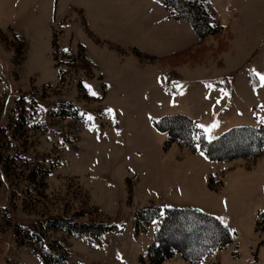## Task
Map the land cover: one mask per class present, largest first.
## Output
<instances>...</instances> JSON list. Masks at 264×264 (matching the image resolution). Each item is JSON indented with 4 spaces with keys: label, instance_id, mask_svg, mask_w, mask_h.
I'll return each mask as SVG.
<instances>
[{
    "label": "rangeland",
    "instance_id": "374dc122",
    "mask_svg": "<svg viewBox=\"0 0 264 264\" xmlns=\"http://www.w3.org/2000/svg\"><path fill=\"white\" fill-rule=\"evenodd\" d=\"M204 1L216 31L198 38L166 10L193 40L153 56L94 39L79 8L56 15L58 0H0V264H146L157 223L135 233L132 216L147 206L191 207L224 224L233 240L206 264H264V146L258 157L214 162L196 137L163 148L151 126L183 115L208 142L245 126L247 112L250 127L264 126V0ZM156 72L161 93L141 74ZM198 77L218 95L195 97L187 83ZM229 198L241 200L238 211ZM55 218L116 229L78 239L52 227ZM176 258L161 264H188Z\"/></svg>",
    "mask_w": 264,
    "mask_h": 264
},
{
    "label": "trees",
    "instance_id": "16d2710c",
    "mask_svg": "<svg viewBox=\"0 0 264 264\" xmlns=\"http://www.w3.org/2000/svg\"><path fill=\"white\" fill-rule=\"evenodd\" d=\"M166 10L174 18H182L191 27L195 36L201 38L216 31L217 27L209 23L211 17L204 0H162ZM177 10L178 12H175ZM152 128L166 136L164 147L175 141H186L195 138L199 152L209 161L223 162L232 158L251 159L262 153L264 146V126L234 127L228 129L217 139L205 141L202 132L192 120L186 116L173 114L162 116L151 121ZM233 138L247 140L244 148L228 150L224 146ZM229 154V155H228ZM258 215L262 216L260 212ZM155 221L153 241L147 247L146 264H161L178 254L188 264H206L205 259L214 251L229 245L233 233L215 217L191 207H165L160 209L152 206L134 212L132 224L135 233H143L145 226ZM78 239L90 236L100 238L113 232V223H74L66 219L55 218L49 222Z\"/></svg>",
    "mask_w": 264,
    "mask_h": 264
},
{
    "label": "crops",
    "instance_id": "0c3cea01",
    "mask_svg": "<svg viewBox=\"0 0 264 264\" xmlns=\"http://www.w3.org/2000/svg\"><path fill=\"white\" fill-rule=\"evenodd\" d=\"M47 6L50 8V1ZM56 6L57 16H63L70 8H79L83 14L87 33L91 34L94 39L111 41L119 46H135L142 53L153 56H165L169 52L186 48L193 40L189 25L181 19L169 17L161 0H58ZM74 28L76 29V27ZM80 39L87 51H93L92 39L85 38L83 35L82 38L80 36ZM161 73L156 72L150 77L141 73L147 90L154 89L159 93L163 92ZM181 81L182 78H178L176 83ZM187 84L193 90L192 94L195 97L206 96L208 98L213 93L218 95L215 92L217 87L209 86L212 82L205 78H194ZM196 86L199 87L196 88ZM232 94L231 96L237 99V92L234 89ZM233 111V115L242 116V114H237L235 107ZM250 115L247 112L242 116L247 119L244 123L245 126H256L257 123L252 120ZM221 120L222 118L218 124L221 123ZM255 174L257 175V173ZM258 174L261 179L259 186L264 190V171H259ZM202 178L203 176L201 180ZM232 197L234 196L232 195ZM225 202L231 212L238 211L242 205L241 200L237 201L234 198H229ZM177 256L180 257L175 254L171 259H177Z\"/></svg>",
    "mask_w": 264,
    "mask_h": 264
},
{
    "label": "snow or ice",
    "instance_id": "6c2138e0",
    "mask_svg": "<svg viewBox=\"0 0 264 264\" xmlns=\"http://www.w3.org/2000/svg\"><path fill=\"white\" fill-rule=\"evenodd\" d=\"M260 80L264 82V76H260ZM89 119H91V117H89Z\"/></svg>",
    "mask_w": 264,
    "mask_h": 264
}]
</instances>
